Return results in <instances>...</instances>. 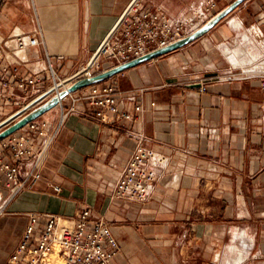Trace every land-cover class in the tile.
<instances>
[{
  "label": "crops",
  "instance_id": "1",
  "mask_svg": "<svg viewBox=\"0 0 264 264\" xmlns=\"http://www.w3.org/2000/svg\"><path fill=\"white\" fill-rule=\"evenodd\" d=\"M133 1L0 0V42L40 29L44 45L24 51L15 67L44 76L49 55L69 76L88 65ZM139 1L142 8L181 18L211 0ZM234 1L217 0L209 20ZM247 50L264 58V0H246L193 42L96 83L136 96L126 107L134 119L102 121L87 113V104L78 106L52 140L41 178L0 217V264L32 214L42 226L48 215L76 220L86 208L120 244L111 264H264L263 78L227 75L233 55L244 60L234 72L264 69L250 64ZM47 86L43 80L28 96L0 102V123L38 100ZM136 103L142 112H135ZM60 113L57 105L38 118L48 122L49 135ZM133 132L169 158L146 201L113 197L137 145Z\"/></svg>",
  "mask_w": 264,
  "mask_h": 264
},
{
  "label": "built area",
  "instance_id": "2",
  "mask_svg": "<svg viewBox=\"0 0 264 264\" xmlns=\"http://www.w3.org/2000/svg\"><path fill=\"white\" fill-rule=\"evenodd\" d=\"M216 6L217 0H211L193 15L177 18L142 8L140 1L134 0L88 65L69 76L58 71L56 60L49 55L44 76L40 72L32 76L21 74L15 67L19 56L29 48L44 45V39L40 29L34 34L17 33L0 42V102H12L19 95L28 96L43 80L48 86L38 97L59 95L80 78L94 76L105 68L122 65L192 35L209 20ZM246 53L253 59L249 50ZM250 64L264 66V58H254ZM231 65L228 76H262L264 86L263 68L243 69L237 73L234 72L237 65L233 62ZM121 95L122 91L114 84H93L71 92L58 104L60 120L53 134L47 132V121L37 119L0 140V176L5 179L4 188L0 185V217L6 214L13 199L41 178L52 140L80 104H87L90 107L87 113L102 121L134 119V114L126 107L137 101L136 96ZM66 98L70 101L68 107L64 105ZM134 110L142 112V103H136ZM131 136L137 140V145L115 182L113 197L146 201L155 191L158 170L168 164L169 158L149 148V139L144 134L133 132ZM60 189L55 186L57 192ZM119 250L120 244L110 226L102 218L93 217L88 208L83 209L76 220L48 215L42 226L40 216L32 214L22 239L5 264H56L51 259L52 254L61 261L58 264H111Z\"/></svg>",
  "mask_w": 264,
  "mask_h": 264
},
{
  "label": "water",
  "instance_id": "3",
  "mask_svg": "<svg viewBox=\"0 0 264 264\" xmlns=\"http://www.w3.org/2000/svg\"><path fill=\"white\" fill-rule=\"evenodd\" d=\"M246 0H236L231 5H229L227 8L222 10L220 13L216 14L212 19H210L207 23H205L199 30H197L192 35L183 38L181 40H178L177 42H174L170 44L167 47L160 48L157 50H154L146 55H143L139 58H136L134 60H131L129 62H126L122 65H118L112 69L105 70L103 72H100L94 76L91 77H84L80 78L76 81H74L71 86H69L68 89L62 91L59 95H54L50 97L45 103L33 108L29 112H27L29 109H31L33 106H35L37 103H39L43 98H45L47 95H44L40 97L38 100L34 101L32 104L24 108L23 110L13 114L6 120L0 123V129L4 128L0 131V140L8 137L9 135L17 132L21 128H23L25 125H27L29 122L37 120L39 117H41L43 114L54 108L59 104V102L64 99L69 93L75 92L77 90H80L82 88L88 87L90 85L99 83L105 79L110 78L111 76L122 72L128 68H131L139 63L145 62L147 60L153 59L155 57H158L164 53L171 52L173 50H176L180 47H183L194 40L200 38L201 36L205 35L207 32H209L218 22L223 19L227 14H229L232 10H234L236 7H238L240 4H242ZM200 83L193 84L195 87H200ZM27 112V113H26Z\"/></svg>",
  "mask_w": 264,
  "mask_h": 264
},
{
  "label": "rangeland",
  "instance_id": "4",
  "mask_svg": "<svg viewBox=\"0 0 264 264\" xmlns=\"http://www.w3.org/2000/svg\"><path fill=\"white\" fill-rule=\"evenodd\" d=\"M239 53H241V50H240V52ZM253 56V58H257L256 56L257 55H252ZM238 59V63H234L235 65H242L243 64V61L244 60H241L242 59V57H240V58H237ZM232 60V59H231ZM251 60H254V59H249L248 61H251ZM241 248V247H240ZM51 259L54 261V262H56V264H58V263H60L61 261L60 260H57V258H56V255L55 254H52L51 255Z\"/></svg>",
  "mask_w": 264,
  "mask_h": 264
},
{
  "label": "bare ground",
  "instance_id": "5",
  "mask_svg": "<svg viewBox=\"0 0 264 264\" xmlns=\"http://www.w3.org/2000/svg\"><path fill=\"white\" fill-rule=\"evenodd\" d=\"M230 56H231V58H232V55H230ZM233 57H235V59L233 58L234 62H235V63H238V62H237V56H236V55H233Z\"/></svg>",
  "mask_w": 264,
  "mask_h": 264
}]
</instances>
